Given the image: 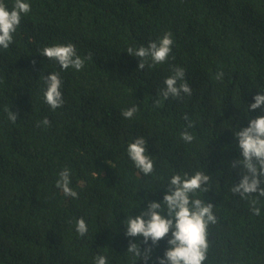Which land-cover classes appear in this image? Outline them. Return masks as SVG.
<instances>
[{"label": "trees", "instance_id": "obj_1", "mask_svg": "<svg viewBox=\"0 0 264 264\" xmlns=\"http://www.w3.org/2000/svg\"><path fill=\"white\" fill-rule=\"evenodd\" d=\"M25 2L31 11L9 48H0V264H94L97 255L107 264H145L127 251L124 221L162 201L173 174L197 171L211 186L195 195L216 216L203 264H264V196L231 191L243 174L232 167L240 157L234 133L264 114L248 111L254 95L264 93V0ZM3 3L11 9L14 0ZM169 32L168 59L137 69L140 58L127 48L147 47ZM67 43L91 57L83 69L62 70L39 53ZM177 67L192 94L164 99L160 89ZM51 72L62 81L64 104L55 110L40 79ZM134 105V116L124 118ZM45 117L50 126L40 125ZM185 130L191 142L182 140ZM140 136L154 163L148 175L127 154ZM64 168L77 197L56 187ZM80 218L84 236L76 231ZM170 236L152 247L147 264H159ZM131 242L147 247L142 238Z\"/></svg>", "mask_w": 264, "mask_h": 264}, {"label": "clouds", "instance_id": "obj_2", "mask_svg": "<svg viewBox=\"0 0 264 264\" xmlns=\"http://www.w3.org/2000/svg\"><path fill=\"white\" fill-rule=\"evenodd\" d=\"M31 11L30 4L25 0H14L9 9L3 0H0V48L8 49L13 42V34L21 23L23 14ZM173 45L172 34L165 33L158 41H151L138 48L128 47L126 52L131 56L140 58L137 69H144L146 64L153 67L164 63L171 53ZM48 60L56 61L62 70L74 68L83 69L85 59L77 54L76 47L72 43L55 44L44 47L40 52ZM151 61V63H149ZM185 70L177 67L174 74L166 77L165 87L160 89L164 99L169 97L180 99L182 94L191 95L192 89L186 82ZM216 79H222L223 73H217ZM46 86L43 91L45 102L52 110L62 107L64 100L61 93L62 81L59 73L51 72L40 76ZM179 82V83H178ZM254 103L248 105V111L261 109L264 112V93L258 92L253 97ZM157 106L160 101L154 102ZM138 106L134 105L121 112L124 118H132L137 112ZM8 119L17 120V114L7 110ZM188 120L187 115L184 116ZM42 126H50L51 121L45 117L40 121ZM38 125V126H40ZM188 127H192V121H188ZM181 138L185 142H191L194 137L187 130L183 131ZM240 149V157L232 162V167H239L243 174L239 183L233 184L231 191L239 193L241 198H247L253 193L264 196V187H260L264 178V114L250 119L246 127H242L234 133ZM146 140L140 136L127 146V154L135 167L144 175L154 171L153 160L146 154ZM110 164V161H109ZM111 166V165H110ZM69 169L64 168L59 173L56 187L60 188L65 196L77 197L78 193L69 187ZM168 191L162 201H149L147 207L134 217L130 216L124 221L126 226L125 236L130 238L127 249L134 258L142 259L147 264L150 259L152 247L158 245L171 232L167 240L169 247L162 257H158L159 264H203L208 249L207 229L209 224L216 223L213 213V205L198 198V192H207L211 186L209 175L197 171L195 174H173L167 183ZM255 204V201H253ZM254 214L259 215L260 209L253 207ZM166 213V215L164 214ZM76 231L84 236L88 226L83 218L76 222ZM142 238L147 247L141 250L137 243L131 242V238ZM151 241V244L148 242ZM94 264H107L103 255L94 258Z\"/></svg>", "mask_w": 264, "mask_h": 264}]
</instances>
